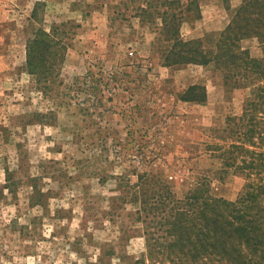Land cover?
I'll list each match as a JSON object with an SVG mask.
<instances>
[{
	"label": "rangeland",
	"instance_id": "1",
	"mask_svg": "<svg viewBox=\"0 0 264 264\" xmlns=\"http://www.w3.org/2000/svg\"><path fill=\"white\" fill-rule=\"evenodd\" d=\"M166 1L0 0V264H151L166 235L155 192L168 183L184 198L206 179L212 195L239 198L247 178H220L217 145L256 85L213 61H167ZM197 1L179 39L208 50L243 0ZM56 27L48 56L65 45L64 57L35 75L29 39ZM241 45L263 55L257 37ZM196 84L206 99L185 100Z\"/></svg>",
	"mask_w": 264,
	"mask_h": 264
},
{
	"label": "trees",
	"instance_id": "2",
	"mask_svg": "<svg viewBox=\"0 0 264 264\" xmlns=\"http://www.w3.org/2000/svg\"><path fill=\"white\" fill-rule=\"evenodd\" d=\"M168 1L161 4L168 6L163 13L165 32L173 40L166 60L175 58V62L202 64L213 61L227 70L226 80L235 79L238 86L248 81L256 85L257 92L245 102L241 115L229 116L226 129L231 141L226 146L217 145L218 149L225 147L219 154L223 162L220 178L224 171L233 168L234 172L246 176L244 190L236 201L216 197L209 193V182L205 179L184 198L177 196L168 183L163 193L155 192L160 201L158 208L163 205L162 224L166 235L162 240L157 238L156 245L149 248L151 264H264V84L261 83L264 79V0H243L216 39L215 47L208 50L202 48L201 39H179L178 24L182 19L201 17L198 1L183 4L181 0ZM153 16L149 13L148 18ZM58 30L56 27L50 33L39 28L29 39L27 67L31 73L50 77L57 64V52L61 51L64 57L65 45L48 56L57 44ZM250 37H257L262 44L261 57L252 56L250 49L241 45L243 39ZM206 96V88L196 84L189 87L183 98L204 101ZM150 193L145 187L137 188L136 198L147 201Z\"/></svg>",
	"mask_w": 264,
	"mask_h": 264
}]
</instances>
